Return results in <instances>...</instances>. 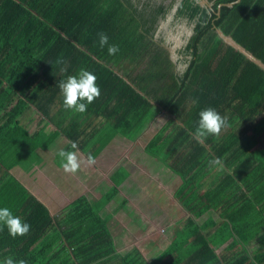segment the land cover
I'll list each match as a JSON object with an SVG mask.
<instances>
[{"label": "trees", "instance_id": "obj_1", "mask_svg": "<svg viewBox=\"0 0 264 264\" xmlns=\"http://www.w3.org/2000/svg\"><path fill=\"white\" fill-rule=\"evenodd\" d=\"M168 18L167 27L189 29L174 51L176 58L164 45L167 37L160 28ZM101 32L109 44L119 46L116 55L100 47ZM244 51L264 64V0H0V133H27L16 118L17 95L44 118L55 119L65 109L59 83L83 68L96 75L101 89L86 114L91 108L99 114L107 111L138 132L163 113L167 118L158 133L188 138L198 127L199 113L213 108L228 118L230 126L222 133L243 130L251 134L250 142L263 140L264 69ZM128 65L136 72H128ZM223 136H210L203 146L192 139L203 149L204 162L227 149ZM197 169L178 195L194 190L198 196L187 206L198 214L222 210L226 224L214 225L210 232L197 225L188 228L175 245L177 252L187 256L186 264H264V169H250L248 180L240 184L237 173L216 176L219 182L208 192L200 186L203 173ZM250 172L262 179H251ZM87 205L84 198L71 204V231L53 251L48 246L31 254L28 244L26 249L6 244L0 246V264L9 256L27 264H146L136 250L113 263H96L114 250L111 243L86 240L95 230L88 236L76 232ZM99 229L97 234L106 228ZM190 237L195 248L181 252L183 240Z\"/></svg>", "mask_w": 264, "mask_h": 264}, {"label": "crops", "instance_id": "obj_2", "mask_svg": "<svg viewBox=\"0 0 264 264\" xmlns=\"http://www.w3.org/2000/svg\"><path fill=\"white\" fill-rule=\"evenodd\" d=\"M13 100L19 110L16 118L27 133H0V208H9L31 225V231L14 239L0 225V246L19 244L26 249L28 244L31 254L48 246L53 251V247L66 242L65 232L71 231V204L84 198L88 204L86 217L76 232L88 236L95 230L86 240L98 245L111 243L114 250L96 263H113L117 257L136 250L146 264H186L187 256L182 258L175 249L188 230L181 222L198 223V230L209 232L214 225L218 229L226 224L222 210L208 209L198 214L187 206H193L198 196L194 190L178 195L186 177L197 169L195 166H202L197 171L203 173L200 186L206 192L219 182L216 176L225 179L237 173L240 184L248 180L250 169H264V139L250 142L247 139L251 134L245 135L243 130L222 133L227 149L217 156L223 162L220 168L209 163L216 157L204 162L203 149L192 141V134L187 138L180 133H158L167 118L163 113L137 132L128 120H117L107 111L99 114L91 108L89 114H80L63 108L55 119H46L19 95ZM114 121L123 125L118 132L113 128ZM102 123L112 133H91ZM175 124L179 126L177 121ZM71 142L78 144L82 159L91 154L96 161L91 166L82 165L74 175L63 170L57 155L61 149L77 151L71 148ZM249 176L262 179L253 172ZM256 191H260L257 196L261 195V189ZM102 227L105 231L97 234ZM192 239L183 240L181 252L195 248ZM52 251L49 254L53 255Z\"/></svg>", "mask_w": 264, "mask_h": 264}, {"label": "clouds", "instance_id": "obj_3", "mask_svg": "<svg viewBox=\"0 0 264 264\" xmlns=\"http://www.w3.org/2000/svg\"><path fill=\"white\" fill-rule=\"evenodd\" d=\"M99 45L101 48L107 46L109 55H116L119 52L118 45L109 44V37L106 33H99ZM96 81V75L83 68L79 70L78 75H70L65 81H61L59 88L64 98L63 104L65 109L71 110L73 113H86L88 105L101 96V89ZM199 116L198 127L192 135L201 145L210 136L218 139L222 131L230 126L228 118L222 116L213 108L202 110ZM71 148L77 151H65L61 149L57 153L61 160V166L66 173L74 175L81 169L82 165L91 166L95 164V157L91 154L88 155L86 160L78 155V144L76 142H71ZM209 163L210 165L223 168V162L219 157H216ZM0 225L5 226L14 239L18 236H26L31 231V225L23 221L19 216L14 215L7 207L0 208ZM3 264H27V262L23 259L16 261L13 257L9 256L5 258Z\"/></svg>", "mask_w": 264, "mask_h": 264}, {"label": "rangeland", "instance_id": "obj_4", "mask_svg": "<svg viewBox=\"0 0 264 264\" xmlns=\"http://www.w3.org/2000/svg\"><path fill=\"white\" fill-rule=\"evenodd\" d=\"M168 21L169 18L165 21L162 22L160 24V28L163 31L164 35L168 38L164 39V45L169 48L170 51H175V49L182 43V35L183 33H189V29L185 26V25H181L178 27H167L168 25ZM172 58H176L175 56V52H170ZM178 66V65H177ZM141 65L139 66L140 69ZM128 72H133L132 71V65H128ZM134 73V72H133ZM100 122H98V125H100ZM113 128L118 131H120L121 127L123 125L119 124H112ZM91 133H112V130L109 126H105L104 123L101 124V127L97 128L95 131L91 132ZM210 217H212L211 214H209ZM196 225H199L198 223H193L190 225H187V223H185L184 221L181 222V226L182 228H185V230H187L188 228H194ZM183 233V232H182ZM182 233L180 235H182Z\"/></svg>", "mask_w": 264, "mask_h": 264}, {"label": "water", "instance_id": "obj_5", "mask_svg": "<svg viewBox=\"0 0 264 264\" xmlns=\"http://www.w3.org/2000/svg\"><path fill=\"white\" fill-rule=\"evenodd\" d=\"M205 2V1H203ZM225 40H229L236 48H240L238 45H236L232 40H230L229 38L227 37H224ZM241 49V48H240ZM242 50V49H241ZM245 52V51H244ZM245 54L251 58L252 60H254L258 65H260L263 69H264V64L257 58L253 57L251 54L245 52Z\"/></svg>", "mask_w": 264, "mask_h": 264}]
</instances>
